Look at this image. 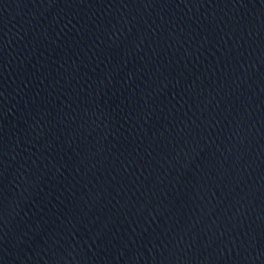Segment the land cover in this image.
Instances as JSON below:
<instances>
[{"label":"water","instance_id":"95a60500","mask_svg":"<svg viewBox=\"0 0 264 264\" xmlns=\"http://www.w3.org/2000/svg\"><path fill=\"white\" fill-rule=\"evenodd\" d=\"M0 264H264V0H0Z\"/></svg>","mask_w":264,"mask_h":264}]
</instances>
